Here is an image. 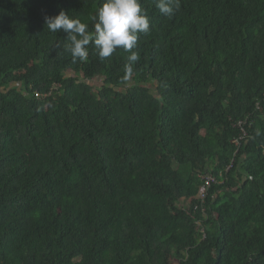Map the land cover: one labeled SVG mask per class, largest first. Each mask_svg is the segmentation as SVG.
Wrapping results in <instances>:
<instances>
[{
    "label": "trees",
    "instance_id": "1",
    "mask_svg": "<svg viewBox=\"0 0 264 264\" xmlns=\"http://www.w3.org/2000/svg\"><path fill=\"white\" fill-rule=\"evenodd\" d=\"M103 2L0 0V264H264V0H141L127 81L46 29Z\"/></svg>",
    "mask_w": 264,
    "mask_h": 264
},
{
    "label": "clouds",
    "instance_id": "2",
    "mask_svg": "<svg viewBox=\"0 0 264 264\" xmlns=\"http://www.w3.org/2000/svg\"><path fill=\"white\" fill-rule=\"evenodd\" d=\"M155 7L160 14L171 18L180 10L181 0H155ZM45 19L49 32L67 33L64 51L71 55L73 63L87 61L90 44L101 60L111 57L118 48L128 52L124 81L133 74V65L139 60L138 52L134 51L139 36L150 32V19L141 0H104L93 17L92 31L86 23L64 11Z\"/></svg>",
    "mask_w": 264,
    "mask_h": 264
},
{
    "label": "built area",
    "instance_id": "3",
    "mask_svg": "<svg viewBox=\"0 0 264 264\" xmlns=\"http://www.w3.org/2000/svg\"><path fill=\"white\" fill-rule=\"evenodd\" d=\"M60 88V85H55L53 87V91L55 90H58ZM52 92H50V95L52 94ZM35 97L38 98V99H41V98H45L46 97V94H41L39 92H36L35 94ZM236 142V140H235ZM205 180V184L201 187V200H202V203L204 204L205 201H206V198L208 196V192L210 190V188L217 183V179L214 178L213 176H207L204 178Z\"/></svg>",
    "mask_w": 264,
    "mask_h": 264
},
{
    "label": "rangeland",
    "instance_id": "4",
    "mask_svg": "<svg viewBox=\"0 0 264 264\" xmlns=\"http://www.w3.org/2000/svg\"><path fill=\"white\" fill-rule=\"evenodd\" d=\"M73 74L70 72V73H68V77H71ZM75 76V75H74ZM79 78L83 81L84 79L82 78V76H79ZM85 81H87V82H89L90 84H92V85H94V86H96V87H101L102 85H103V79H99V78H96V79H93V80H85ZM149 88H151V90L152 91H154V89H155V86H148ZM153 93H155L156 94V92H153ZM199 224H200V222H199ZM172 264H179V261L178 260H173V262H172Z\"/></svg>",
    "mask_w": 264,
    "mask_h": 264
}]
</instances>
